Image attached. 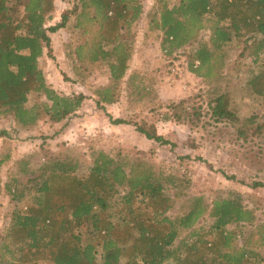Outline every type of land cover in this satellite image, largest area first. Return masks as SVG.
I'll return each instance as SVG.
<instances>
[{
    "label": "trees",
    "instance_id": "obj_1",
    "mask_svg": "<svg viewBox=\"0 0 264 264\" xmlns=\"http://www.w3.org/2000/svg\"><path fill=\"white\" fill-rule=\"evenodd\" d=\"M22 16L9 0H0V118L12 115L18 127L30 129L45 118L61 122L79 111L86 97L61 95L40 66L45 51L53 58L47 28L55 0H20ZM162 4L151 21L162 33L166 56L191 46L189 72L211 84L223 76L225 49L234 39L252 42L257 72L248 86L264 99V0H177ZM76 29L86 42L75 50L79 62L106 61L114 84L121 81L131 59L129 36L143 17L141 0H77ZM210 31L208 41L199 40ZM44 97L28 106L29 95ZM96 104H113L115 89L97 90ZM211 113L217 121H237L227 93L213 87ZM114 125H128L123 119ZM148 140L174 143L158 135L155 126L135 125ZM2 136L9 137L7 133ZM5 158V157H4ZM0 153V166L4 159ZM78 161L54 160L42 166L19 190L12 180L6 191L26 208L16 209L0 244V264H264V223L246 234L240 224H253L254 211L240 197L188 201L187 210L173 219L176 201L165 193L172 178L148 163L131 164L99 153L87 176L77 175ZM232 179V178H231ZM124 189V192L121 190ZM208 216L209 227H199ZM232 224L237 229H230ZM85 230L88 239L85 241ZM183 233H186L182 236ZM242 237V245L238 243ZM261 250V251H260Z\"/></svg>",
    "mask_w": 264,
    "mask_h": 264
},
{
    "label": "rangeland",
    "instance_id": "obj_2",
    "mask_svg": "<svg viewBox=\"0 0 264 264\" xmlns=\"http://www.w3.org/2000/svg\"><path fill=\"white\" fill-rule=\"evenodd\" d=\"M160 1L170 7L178 2L141 0L143 17L129 36V69L114 84L106 61L81 63L76 58V48L87 41L76 29L77 0H55L56 10L46 27L62 25L65 19L66 24L49 34L53 58L45 51L40 66L61 95L82 94L86 99L79 111L59 123L45 118L33 128L21 129L12 115L0 118V153L10 158L0 166V244L13 211L26 208L33 197L32 193L22 203L14 201L6 191L12 180L18 181L19 190H28L39 169L54 160L78 161L77 175L87 176L99 153L126 163H148L155 172L172 178L173 183L165 182V193L176 201L168 214L173 219L195 197L202 196L212 206L215 200L238 196L255 215L253 224H240L243 231L249 234L264 223V99L248 86L252 73L257 72L252 42L234 39L225 49L223 76L214 84L204 81L189 72L191 46L172 56L163 53L162 33L151 23ZM9 6L22 16L20 0H9ZM210 34L202 31L199 40L208 41ZM216 84L221 94H228L237 121L219 122L212 116L210 102ZM111 86L116 101L99 107L95 92ZM44 101L32 93L28 106ZM116 119L130 124L114 125ZM142 124L155 126L158 135L174 147L148 140L136 130L135 125ZM210 224L205 216L198 226ZM229 228L235 230L237 225ZM81 232L86 241L88 235ZM238 240L242 245V237Z\"/></svg>",
    "mask_w": 264,
    "mask_h": 264
}]
</instances>
